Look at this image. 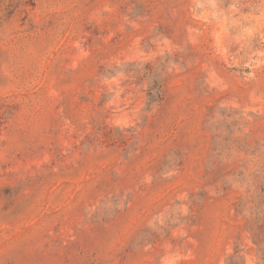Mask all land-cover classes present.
Masks as SVG:
<instances>
[{
  "label": "rangeland",
  "instance_id": "1",
  "mask_svg": "<svg viewBox=\"0 0 264 264\" xmlns=\"http://www.w3.org/2000/svg\"><path fill=\"white\" fill-rule=\"evenodd\" d=\"M0 264H264V0H0Z\"/></svg>",
  "mask_w": 264,
  "mask_h": 264
}]
</instances>
